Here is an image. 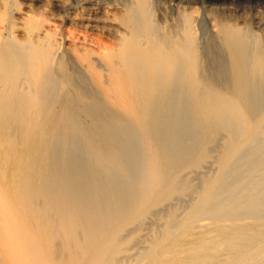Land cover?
<instances>
[{
  "label": "bare ground",
  "instance_id": "1",
  "mask_svg": "<svg viewBox=\"0 0 264 264\" xmlns=\"http://www.w3.org/2000/svg\"><path fill=\"white\" fill-rule=\"evenodd\" d=\"M35 1L0 0V264H264V0Z\"/></svg>",
  "mask_w": 264,
  "mask_h": 264
},
{
  "label": "rangeland",
  "instance_id": "2",
  "mask_svg": "<svg viewBox=\"0 0 264 264\" xmlns=\"http://www.w3.org/2000/svg\"><path fill=\"white\" fill-rule=\"evenodd\" d=\"M38 0H36L35 2H37ZM47 1H49V0H47ZM50 1H52V0H50ZM55 1V0H54ZM179 0H167V2L169 3V2H171V3H169V4H172V3H177ZM196 1V2H195ZM56 2H58L57 0H56ZM197 3V4H196ZM247 3V5H245V7H246V9H245V7H244V4H246ZM261 3V4H260ZM85 4V6H83V5ZM91 2L90 1H85V2H83V3H81V4H79L78 6H73V7H70L69 8V11L70 12H72V11H78V10H80V11H83L84 9H88V7L89 6H91ZM190 4L191 5H194V6H196L197 8H199V9H202V7H203V4H207V2H203V0H198V2H197V0H192V1H190ZM89 5V6H88ZM202 5V6H201ZM81 7H84V8H81ZM53 10H54V8H56L55 7V5L53 6V7H51ZM244 8V9H243ZM72 9H74V10H72ZM76 9V10H75ZM237 11H238V13H240V14H247V15H252L253 13H255V12H259V13H262V14H264V3L263 2H254V1H247V2H244L243 4H241V5H239L238 7H237ZM254 11V12H253Z\"/></svg>",
  "mask_w": 264,
  "mask_h": 264
}]
</instances>
